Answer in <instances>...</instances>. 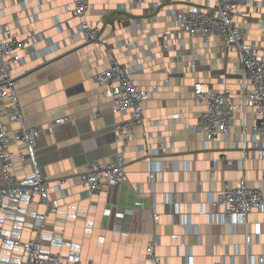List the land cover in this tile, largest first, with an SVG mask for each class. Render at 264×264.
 Segmentation results:
<instances>
[{
    "label": "crops",
    "instance_id": "obj_1",
    "mask_svg": "<svg viewBox=\"0 0 264 264\" xmlns=\"http://www.w3.org/2000/svg\"><path fill=\"white\" fill-rule=\"evenodd\" d=\"M73 1L0 0V35L7 27L22 38L37 35L31 40L35 53L26 55L24 49L25 60L12 68L24 123L46 128L58 118L74 120L56 126L52 133L43 132L36 141L50 197L61 207L46 219L44 247L67 253L69 246L59 245L63 240L79 249L83 264H152L145 251L153 240L158 241L161 264H186L189 253L193 264H246L247 251L264 258V212L253 211L246 226L234 229L208 216L212 192L236 185L242 178L250 186L264 178V159L257 158L251 134L248 148H242L240 113L229 137L219 134L209 141L195 129L205 109L204 102L194 99L195 83L214 90L228 87L238 96L241 82L236 47L225 46L217 38L206 44L202 34H174L176 11L212 7L215 0L162 4L90 0L87 16L102 27L100 44L86 41L79 33L78 19L65 7ZM235 22L264 55V0H255L235 16ZM112 57L130 70L140 88L150 92L143 126L120 139L115 125L127 120L129 113H114L111 100L94 79ZM7 123L11 151H25L26 145L19 140L21 124ZM247 123H255L252 113ZM120 152L127 158L126 180L90 196L79 177L87 162H111ZM31 172L17 162L18 179ZM62 178H68L61 185L66 196L57 186ZM22 205L32 212H45L38 200ZM185 216L188 224H184ZM4 221L8 228L13 223L11 216ZM33 221L28 215L22 234L26 240L33 235ZM174 234L177 239L172 238Z\"/></svg>",
    "mask_w": 264,
    "mask_h": 264
},
{
    "label": "built area",
    "instance_id": "obj_2",
    "mask_svg": "<svg viewBox=\"0 0 264 264\" xmlns=\"http://www.w3.org/2000/svg\"><path fill=\"white\" fill-rule=\"evenodd\" d=\"M166 1L168 0H156L158 4ZM254 2L255 0H215L212 7L180 9L176 11L178 25L174 34H202L206 44L217 38L225 46L236 47L242 64L238 96L233 95L228 87L214 90L202 82L195 83L194 99L205 103L195 129L209 141L219 134L229 137L235 115L240 113L243 119L240 136L242 148H248L247 135L251 134L252 148L257 158L264 159V55L259 46L245 39L243 31L235 22V16ZM89 6L90 0H74L73 4L68 3L65 7L78 19V31L84 39L100 44L102 27L88 19ZM36 36L29 34L22 38L19 32L8 27L0 35V164L3 177V184L0 186V264H83L77 252L79 249L74 245L62 240L59 245L70 248L67 253H63L46 249L42 242L46 219L51 213L59 212L61 207L50 197L49 182L45 180L38 163L36 141L43 132L52 133L56 126L66 121L74 123V120L58 118L46 128L27 126L24 123L18 83L12 68L25 60L24 49L26 55L35 53L31 49V40ZM94 79L104 95L111 100L114 113H129L127 120L115 125L117 136L119 139L132 136L133 130L143 126L145 122L144 103L150 99L149 90L140 88L130 70L123 67L115 57H112L107 68L95 73ZM249 113L255 119L252 126L247 123ZM7 122L21 124L19 140L26 145L25 151H11L12 136ZM17 162L24 168L30 167L32 172L18 179ZM126 165L127 158L123 152L118 153L111 162H87L79 175L80 183L90 196L96 195L102 189L126 180ZM150 180L154 182V172L150 174ZM59 182V191L66 196L67 191L61 185L67 183L68 178H62ZM35 200L45 207V212H32L22 205ZM209 204L210 219L215 217L217 221L227 222L232 229L239 224L246 226L250 213L255 210L264 212V178L256 186H250L246 178L240 179L236 185L227 184L222 191L210 194ZM28 215L34 218L31 228L33 235L26 240L22 234ZM7 216L13 219L9 228L4 224V217ZM155 218H158V214H155ZM183 221L184 224L189 223L186 216ZM172 238L177 239L178 235L174 234ZM246 242L251 243L249 234L246 235ZM157 246L158 241L153 240L146 247L145 254L152 264H161V257L156 253ZM182 246L186 244L182 243ZM258 263H264V258H257L247 251L246 264ZM186 264H193V255L190 253Z\"/></svg>",
    "mask_w": 264,
    "mask_h": 264
}]
</instances>
